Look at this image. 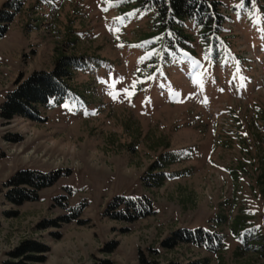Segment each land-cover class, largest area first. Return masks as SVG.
I'll return each instance as SVG.
<instances>
[{
  "label": "rangeland",
  "instance_id": "obj_1",
  "mask_svg": "<svg viewBox=\"0 0 264 264\" xmlns=\"http://www.w3.org/2000/svg\"><path fill=\"white\" fill-rule=\"evenodd\" d=\"M16 1L0 39V105L60 56L85 67L63 102L38 108L43 122L0 118V264H264L254 251L264 245V0H217L227 21L215 57L191 23L186 49L165 47L151 0ZM156 162L161 186L148 179ZM21 170L62 174L15 206L5 185ZM119 196L146 197L154 213L105 216ZM81 204L82 224L61 222ZM197 228L222 246H162ZM26 241L46 252L16 256Z\"/></svg>",
  "mask_w": 264,
  "mask_h": 264
},
{
  "label": "trees",
  "instance_id": "obj_2",
  "mask_svg": "<svg viewBox=\"0 0 264 264\" xmlns=\"http://www.w3.org/2000/svg\"><path fill=\"white\" fill-rule=\"evenodd\" d=\"M149 2L150 0H146ZM156 9V22L154 28L162 32L164 45L172 51L184 50L191 41V37L186 34V24L191 23L197 30L202 49L212 52L215 57L218 53L219 35L227 18L220 12L221 3L217 0H151ZM151 7V6H150ZM20 8V2L9 1L0 10V39L4 37L8 26L12 22L15 14ZM85 63L81 57L60 56L56 59L52 70L36 71L27 78H19L14 87L7 93L5 100L0 105V118L4 122H10L16 117L30 121L43 122L39 117L38 108L48 107L52 100L54 104L63 102L68 96L69 81L74 71L83 70ZM160 162H156L149 168L148 179H151V186H161L164 175L159 172L153 174L161 168ZM61 171L43 173L35 170H21L7 181L5 187L9 188L5 194V199L15 206H21L26 202L38 200V194L44 188L52 186L61 176ZM62 198L57 201L62 203ZM123 206V208H122ZM83 204L79 207L70 208L71 214L63 216L61 222L64 224L77 221ZM122 208V209H121ZM113 210L114 219L132 223L136 220L150 216L152 205L148 198H125L116 197L109 204L106 214ZM249 234V233H248ZM250 235V234H249ZM253 237L256 241L262 239L259 231L253 230ZM191 244L214 251L222 246L223 236L217 233H210L204 229L194 230L178 229L170 237L162 242L164 248H172L177 244ZM112 245H108V250ZM253 247V246H252ZM254 248V247H253ZM255 252L264 251V245L254 249ZM28 252H46L33 242H23L14 253L22 256ZM36 263L43 262V259H36ZM104 264H110L104 262ZM167 264H178L170 262ZM189 264H201L193 262Z\"/></svg>",
  "mask_w": 264,
  "mask_h": 264
},
{
  "label": "snow or ice",
  "instance_id": "obj_3",
  "mask_svg": "<svg viewBox=\"0 0 264 264\" xmlns=\"http://www.w3.org/2000/svg\"><path fill=\"white\" fill-rule=\"evenodd\" d=\"M110 87H114V85H110ZM113 96V99L116 98L115 94L110 93Z\"/></svg>",
  "mask_w": 264,
  "mask_h": 264
}]
</instances>
